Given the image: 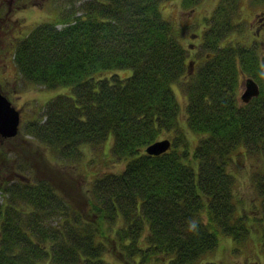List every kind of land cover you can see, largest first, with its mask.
<instances>
[{
	"label": "trees",
	"instance_id": "1",
	"mask_svg": "<svg viewBox=\"0 0 264 264\" xmlns=\"http://www.w3.org/2000/svg\"><path fill=\"white\" fill-rule=\"evenodd\" d=\"M160 6L87 0L79 14L38 23L15 45L22 82L69 91L27 124L36 149L23 141L0 152L12 176L0 183V264H200L222 238L246 239L230 166L241 151L264 163V84L248 103L237 94L240 74L263 80L264 58L234 39L220 49L235 29L234 5L218 7L197 60ZM109 139L105 156L123 168L94 177L79 198L74 184L63 186L72 174L64 168L81 164L84 147L103 153ZM163 139L168 150L146 152ZM46 150L57 166L44 173L42 159L39 173L34 160ZM252 180L263 217L264 172Z\"/></svg>",
	"mask_w": 264,
	"mask_h": 264
},
{
	"label": "rangeland",
	"instance_id": "2",
	"mask_svg": "<svg viewBox=\"0 0 264 264\" xmlns=\"http://www.w3.org/2000/svg\"><path fill=\"white\" fill-rule=\"evenodd\" d=\"M34 1V5L27 7L26 10H21L12 15L10 21L6 24L9 26V30L5 29L3 32L0 30V91L5 94L12 105L20 111V125L16 136L11 138H4L0 136V152L2 149L14 150V146H20L23 141L33 144V148L36 149V144L33 143L34 139L31 135L27 134V124L30 121L38 119L43 114L44 106L50 98L57 96L61 93H68L67 89H55L49 90L42 86H32L25 84L21 81L18 75L12 58L13 44L10 41L16 42L19 38L24 37L30 28L37 23L43 21H51L55 18L58 20L65 17H71L74 14L80 13V6L86 0H31ZM189 0H161L160 10L164 19L171 21L176 27L182 29V43L189 51L188 55L193 60H197L203 51L201 45L202 35L204 31L212 24V17L218 11V5L223 6L234 5L236 10H232L231 15L235 16L234 31L229 32L227 39L219 44L220 49L226 46L223 43L227 40H231L234 43L240 42L241 45L246 44L248 47L254 45L257 47V53L261 56L264 55V6L257 0H199V5H187ZM0 0V6L4 9L6 4ZM195 7V8H191ZM205 19H204V18ZM218 19H215V21ZM61 27V25L59 26ZM236 48L240 47L239 43H235ZM239 44V45H238ZM11 45V46H10ZM8 53L7 58L3 56ZM201 60H198L195 64L199 65ZM258 69L260 72L261 69ZM130 73L129 70L119 71L117 74L125 76ZM110 76L111 74H105ZM264 76V71H263ZM246 76L240 74L239 79V91L238 97L245 90ZM263 80L258 81L254 77V81L257 84H264ZM179 87V84H178ZM176 91V90H175ZM177 94L178 90L176 91ZM182 92H180L179 99L182 107L183 104ZM181 97V98H180ZM181 124L184 122V116L180 117ZM191 138V137H190ZM111 139H109L104 145V152L101 153L91 147L83 148V158L81 164L75 168L69 164L67 169L72 174L67 173L69 177L67 182H63L65 186L68 182L74 184L80 191L77 192L74 189V194H80L79 198L88 188V183L94 177L99 176L106 172H118L123 168L124 163L116 162L114 159H108L105 155H108L111 147ZM4 150V151H5ZM40 151V150H39ZM38 151V152H39ZM7 152V151H5ZM243 151L239 155L233 158V162L230 166L231 171L235 175V197L238 201L239 210L241 214L245 216L249 224H246L249 228L247 237L240 245H236L231 238H222L218 247L210 254L200 260V264H264V216L261 217L260 210H257L258 200L256 196V186L253 184L252 173L257 169L264 172V163L262 160L254 165L252 162H256L253 157L242 156ZM47 156L37 154L34 163L39 164L36 166L38 172L43 173L47 169H54L57 165L55 160L52 159L50 152L46 150ZM10 159V156L8 157ZM46 161V164L43 160ZM50 159V160H49ZM4 159H0V183L4 180L12 179L9 171H6L7 165ZM252 161V162H251ZM43 162L44 165H41ZM259 164V165H257ZM40 166H44L40 168ZM257 166V168L255 167ZM51 174V170H49ZM42 176V174L40 175ZM3 179V180H2ZM70 190V189H69ZM257 191V190H256ZM258 195V192H257ZM69 197L70 202L77 200L75 197ZM5 199V196L0 193V203ZM72 200V201H71ZM76 202L73 203L75 207ZM84 205H82L83 207ZM36 264H50L45 261L37 262ZM160 264V263H157ZM166 264V263H161Z\"/></svg>",
	"mask_w": 264,
	"mask_h": 264
},
{
	"label": "water",
	"instance_id": "3",
	"mask_svg": "<svg viewBox=\"0 0 264 264\" xmlns=\"http://www.w3.org/2000/svg\"><path fill=\"white\" fill-rule=\"evenodd\" d=\"M259 94L258 85L252 80L247 79L245 90L241 94L243 103H248L252 98ZM20 123V112L0 91V136L11 138L17 135ZM170 147V141L163 139L156 141L146 148L149 155H159L164 153Z\"/></svg>",
	"mask_w": 264,
	"mask_h": 264
},
{
	"label": "flooded vegetation",
	"instance_id": "4",
	"mask_svg": "<svg viewBox=\"0 0 264 264\" xmlns=\"http://www.w3.org/2000/svg\"><path fill=\"white\" fill-rule=\"evenodd\" d=\"M2 3L6 4V7L4 9H2L3 6H0V30L2 32L5 29L9 30V25L6 23L10 21L12 15H14L18 11L26 10L27 7L35 4L34 1L31 2V0H3ZM10 43L12 45L13 42L10 41ZM7 56L8 53H5L3 57L8 61L9 59L7 58Z\"/></svg>",
	"mask_w": 264,
	"mask_h": 264
}]
</instances>
